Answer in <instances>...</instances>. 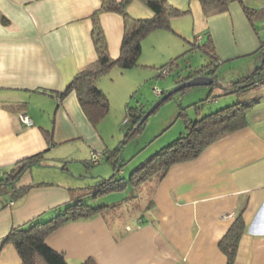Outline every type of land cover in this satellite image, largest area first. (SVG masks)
<instances>
[{
	"label": "crops",
	"instance_id": "obj_1",
	"mask_svg": "<svg viewBox=\"0 0 264 264\" xmlns=\"http://www.w3.org/2000/svg\"><path fill=\"white\" fill-rule=\"evenodd\" d=\"M168 1L190 11L171 17V28L154 30L153 42L157 44L160 37L171 40L173 35L188 41L186 23L196 13L202 14L199 1ZM100 3L0 0V168L9 172L17 161L43 152L41 163L31 166L40 179L16 181L15 189L30 184L19 195L14 196L9 187L0 191V264L20 261L14 246L3 242L11 228L48 220L77 200L91 206L113 201L98 200L101 195L83 201L79 191L88 193L90 185L76 179L91 173V152L106 159L114 169L118 155L116 151L107 155L111 143L96 123L104 130L118 124L126 105L124 109L123 103L116 108L115 115L120 119L102 118L92 123L74 90L58 97L75 72L97 57L91 16ZM126 10L131 17L151 15L140 0H131ZM263 17L252 23L236 0L225 11L202 15L205 26L196 31L195 40L201 42L200 34L208 27L217 57L213 83L197 88L201 95L190 97L187 103H182L184 96L179 101L189 105L204 99L199 111L195 106L187 107L186 112L195 116L233 100L259 96L247 111L246 123L216 137L196 157L171 164L162 177L151 180L149 189H132L124 178L122 195L114 199L117 204L61 223L45 241L61 251L68 264H79L87 258L95 264H226L218 243L237 214L242 215L245 227L233 264H264V83L256 93L250 88L231 91L237 78L231 77L230 82L217 78L218 69L228 63H234L238 78L256 68L259 73L264 70V37L257 28ZM98 20L108 53L115 58L120 51L124 17L116 11L102 10ZM239 59L243 60L236 62ZM113 67L114 75L131 69ZM109 71L97 79L105 93L106 84L113 78L108 76ZM21 112L30 116V125L19 120ZM75 140L84 145L80 151L72 144ZM52 149L56 153H49ZM99 171L98 177L102 174ZM45 176L63 181L41 179Z\"/></svg>",
	"mask_w": 264,
	"mask_h": 264
},
{
	"label": "trees",
	"instance_id": "obj_2",
	"mask_svg": "<svg viewBox=\"0 0 264 264\" xmlns=\"http://www.w3.org/2000/svg\"><path fill=\"white\" fill-rule=\"evenodd\" d=\"M131 0H101L100 6L93 11L92 19V38L95 45L97 57L79 68L71 80L59 91L58 97L61 98L66 93L74 90L78 102L92 122L96 123L109 110V101L106 93L97 84L99 76L107 73L113 66L120 69H127L139 65L138 59L141 53V39L149 32L158 28H171V17L181 16L188 13L189 8H179L172 5L168 0H140L150 11L151 15L147 17H131L126 7ZM202 15L207 17L214 13L228 9L229 3L234 0H198ZM241 3L244 12L249 20L253 23L257 17L264 16V6L259 8L251 7L245 4L244 0H236ZM102 10H111L121 13L124 17V31L120 44V51L117 57L113 58L107 50V43L99 24L98 14ZM202 41L195 40L191 42L193 47H198L209 54L210 62L201 65H187L185 73L178 72L176 83L184 78L196 74H210L214 77L217 67V57L214 53L212 37L206 27L200 34ZM174 60L166 61L171 67ZM165 63L160 66L162 69ZM171 68H168V72ZM162 72L159 71V74ZM213 83V82H212ZM264 83V74L259 73L258 68L253 73L232 82L231 91L242 90L243 88L262 86ZM189 89L182 88L180 91ZM163 91L159 92V96ZM171 94L163 101L168 100ZM259 97V96H258ZM253 98L241 99L233 103L221 106L204 114L190 116L186 109L188 106H195L197 111L202 107V101L199 99L189 105L179 103L177 117L181 116L184 121V131L180 132L175 139L156 150L144 161L138 163L130 172L126 179L132 189L139 188L145 181L159 179L162 177L169 166L175 162H180L196 157L201 150L221 134L242 127L247 121V111L249 107L258 99ZM24 102L19 106L22 108ZM9 106V105H8ZM17 106V105H15ZM15 106H10L15 108ZM157 107L155 108V110ZM146 108L143 103L135 105L126 104L124 117H128L129 127L125 132V137H129L142 129L144 121L139 125L138 120L145 112ZM125 141V140H124ZM121 145L115 146L107 155L116 151L118 155L114 160V171L107 177H103L96 185L90 186V191L94 196L106 193L109 190L123 188V177H117L119 166L123 163L120 154ZM43 152H37L17 161L9 172L2 171L0 175V185H8L13 190V195L21 194L29 187L27 185H18L15 189V182L35 163H41ZM8 189V190H9ZM16 195V196H17ZM118 203V200L99 205L91 206L80 200L64 207L59 213L48 220L30 221L27 225L16 226L9 230L3 238L4 243H11L20 258L18 264H68L64 254L61 251L50 247L46 241V236L58 227L61 223L69 219L88 216L89 214L102 208H109ZM245 222L241 214H237L235 219L228 227L227 231L219 240L218 246L226 255V264H233L237 244L244 230ZM79 264H95L92 258H87Z\"/></svg>",
	"mask_w": 264,
	"mask_h": 264
},
{
	"label": "rangeland",
	"instance_id": "obj_3",
	"mask_svg": "<svg viewBox=\"0 0 264 264\" xmlns=\"http://www.w3.org/2000/svg\"><path fill=\"white\" fill-rule=\"evenodd\" d=\"M244 2L245 4L251 6L261 7V5H264V0H244ZM197 11L198 10H196V12ZM195 16L189 17L186 23V35H184L186 38H188L189 42L185 38L183 39L173 35L171 38L172 41L170 39H165V37H160L158 38V43L156 44L153 42V37L155 36L156 38V33H154L153 30L141 39V53L138 59L139 65L130 67L131 69L123 74L114 75L112 73L114 67L108 73V76L113 75V78L108 81L106 84L107 86L105 87L106 94L109 98V110L102 118L117 120L121 117L122 121L116 125L108 126L106 130L101 128L100 123H96V125L98 129L102 130L104 135L109 139L108 141L111 143V149L119 144L121 145L122 150H120V152L122 153L124 162H121V165L119 166V173L117 172L116 174V176L119 178L123 177L127 179L131 170L138 163L147 159L150 155L156 152L157 149L170 143L172 140H169L168 142L165 141L170 138L175 139L180 132L184 131L183 118L181 116H176L179 109L178 102L181 101L182 97L184 96L182 103H187L186 101H190L188 100L190 97L201 95L198 94L197 90L199 89L197 88L206 87V85H195L190 86V89H185L184 91L178 90L173 92L168 100L161 102L157 109L147 116L142 125V129L129 137H125V132L130 124L129 122H125L123 124L125 111L123 110V112L120 114V117L115 115L117 106L121 105L122 103L123 109L125 108L124 105H126V103L130 105L143 103L145 108H149L159 97V94L155 93V90L163 91V93L167 90H170L175 84H177L175 82L177 79V73H185L187 65L193 67L195 65H201L210 62L211 57L207 52L191 45V42L195 41L196 39V31L205 26L204 22H202V14L196 13ZM257 28L259 29L260 34L264 37V17L261 22H257ZM182 42L184 46L181 45ZM170 60H174V63L171 65V67L166 64V61L168 62ZM242 60L243 59H239L236 62H241ZM164 63L165 66L161 69L160 66ZM228 64H225L221 69H218L217 73H219L217 78L222 80L226 79L229 82L231 81V77H234V79H239L240 77L238 78L234 74L236 69L234 63H232L231 66ZM164 68L171 69L169 72L167 71L166 73L162 72L159 74V71L163 70ZM253 71L254 69L249 74L253 73ZM260 71L263 75L264 70L260 69ZM211 85L214 86V84ZM260 87L261 86L250 87V89L256 93L261 91ZM124 96L127 97L126 100H124L125 102L123 101ZM189 113H191V110ZM101 119H99V121ZM161 139L163 140L160 142ZM72 144L75 146V148L77 147V151H80L84 146L82 142L78 140H75L72 142ZM56 151V149H52L49 153L54 154ZM66 151V153H69L68 150ZM49 153L47 154L51 156ZM97 161L100 163L97 164ZM97 161L93 162L90 159L88 168L89 172L91 173H84L82 174L84 175L83 177H78L76 180H84L85 185L88 184L92 186L102 181L101 177H107L114 171L112 164L107 162L103 157L98 158ZM71 165L75 167L74 163ZM32 168L33 167L27 169V171L25 170L26 173L21 175L16 181L40 179L41 176L38 174L36 169ZM100 169L104 172L99 171V173L102 174H100V177H98L96 173ZM103 169H106V171ZM22 177L23 179H21ZM45 177L46 178L41 179H49V181L56 182L63 181L59 178H54L51 176ZM152 181L154 180L152 179ZM151 185V180H147L139 187V189H149ZM7 186L8 185H0V191L4 192L5 188H8ZM79 193L83 201L92 200L90 197L93 194L90 189L88 193H84V191H79ZM121 195L122 194L120 190L112 189L111 191L109 190L106 193H102L101 197H98L97 199L101 201H114V199H118L121 197Z\"/></svg>",
	"mask_w": 264,
	"mask_h": 264
},
{
	"label": "water",
	"instance_id": "obj_4",
	"mask_svg": "<svg viewBox=\"0 0 264 264\" xmlns=\"http://www.w3.org/2000/svg\"><path fill=\"white\" fill-rule=\"evenodd\" d=\"M213 81V77L209 76L207 74H196L187 78H184L183 80L179 81L177 84H175L170 90L165 91L162 93L158 99L149 107L146 108L145 112L141 115L140 119L138 120V123L136 125H139L142 121H144L147 116L152 113L158 105L163 102L170 94H172L175 91L181 90L185 87L195 86V85H208Z\"/></svg>",
	"mask_w": 264,
	"mask_h": 264
},
{
	"label": "built area",
	"instance_id": "obj_5",
	"mask_svg": "<svg viewBox=\"0 0 264 264\" xmlns=\"http://www.w3.org/2000/svg\"><path fill=\"white\" fill-rule=\"evenodd\" d=\"M167 71H168V70H167L166 68H164L163 70H161V72H163V73H166ZM159 92H160V91L155 90V93L159 94ZM18 118H19V120H20L22 123H24V124H26V125H30V124L32 123L30 116H29L28 114L24 113V112L19 113V114H18ZM126 121H128V117H124L123 122H126ZM97 158H98V155H97L95 152H91V153H90V159H91L92 161H96ZM1 174H2V170H1V168H0V175H1ZM9 204H10V205L13 204V201L10 200V201H9Z\"/></svg>",
	"mask_w": 264,
	"mask_h": 264
}]
</instances>
